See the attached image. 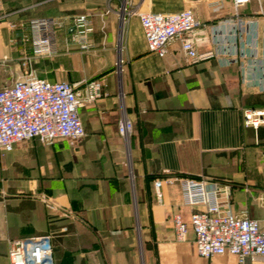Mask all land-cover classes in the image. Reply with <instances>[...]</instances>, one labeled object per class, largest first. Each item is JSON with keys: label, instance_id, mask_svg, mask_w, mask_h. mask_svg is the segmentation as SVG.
<instances>
[{"label": "crops", "instance_id": "1", "mask_svg": "<svg viewBox=\"0 0 264 264\" xmlns=\"http://www.w3.org/2000/svg\"><path fill=\"white\" fill-rule=\"evenodd\" d=\"M131 1L155 13L191 8L209 25L198 32L205 39L200 50L220 49L210 26L234 19L231 0L220 13L204 0ZM122 2L0 0V89L24 73L23 58L32 55L31 44L23 43L33 34L30 22L54 18L64 24L58 54L37 58L35 74L82 90L87 82L103 81L106 94L79 109L86 137L77 147L31 140L0 154V264H10L11 240L43 236L52 238L54 264H240L229 255L198 256L192 231L186 242L175 241L173 215L189 223L194 209L183 206L179 185H164L158 202L153 183L167 173L225 186L223 202L235 214L248 210L264 224L258 200L264 193V125L255 131L244 124L246 110H264L257 87L264 83V68L254 74V84H243L239 66L215 60L189 65L177 43L160 58L148 51L138 17L123 21ZM261 7L264 12V0ZM258 11L253 3L241 15L259 21L262 57L264 15ZM80 14L94 27L88 51L66 46L68 29ZM233 29L222 30L223 50L230 49L224 40ZM236 33L245 42L251 39L247 26ZM124 112L134 124L129 142L118 134Z\"/></svg>", "mask_w": 264, "mask_h": 264}, {"label": "built area", "instance_id": "2", "mask_svg": "<svg viewBox=\"0 0 264 264\" xmlns=\"http://www.w3.org/2000/svg\"><path fill=\"white\" fill-rule=\"evenodd\" d=\"M214 13L225 10L227 0H204ZM234 19H224L211 25L218 48L200 50L205 39L198 32L209 25L200 20L191 8L177 13H155L141 11L131 0H123L119 13L123 21L137 16L150 53L160 58L169 54L173 44H179L180 51L189 65H200L217 61L223 67L239 66L243 84H254V74L264 67V54L259 56V21L246 19L241 10L253 3L259 7L258 14L264 15L261 0H231ZM110 8L107 13L112 12ZM62 21L42 18L30 22L33 34L25 36L23 43H30L32 55L23 58L22 77L11 85L0 89V154L14 151L16 145L26 141L39 140L44 145L58 141L66 142L71 148L77 147L86 137L79 117V109L93 104L106 95L103 81L87 82L85 89L68 81H49L38 77L32 64L39 57H54L58 54L59 30ZM251 29V39L243 41L237 35L240 28ZM234 27L224 40L230 49L223 48V29ZM66 46H76L80 51L92 48L90 36L94 32L92 21L87 14L74 17L68 29ZM240 39V40H239ZM238 41L242 43L238 50ZM240 43V44H241ZM227 44V43H226ZM233 47V48H231ZM119 60L117 65H121ZM264 93V83L257 85ZM246 127L257 131L264 125V110L249 109L244 113ZM134 131L133 121L124 112L118 122V134L129 142ZM153 183L158 202H162L161 188L164 185H179L182 204L194 209L190 222L181 214L172 218L174 239L182 243L188 240L190 231L194 234V245L198 256L210 259L215 256H234L240 264L256 259L264 261V224L249 216L248 210L235 214L229 204L223 202L228 189L212 180L195 179L166 174ZM264 207V193L258 198ZM10 264H54V245L50 236L31 239H16L9 242Z\"/></svg>", "mask_w": 264, "mask_h": 264}, {"label": "trees", "instance_id": "3", "mask_svg": "<svg viewBox=\"0 0 264 264\" xmlns=\"http://www.w3.org/2000/svg\"><path fill=\"white\" fill-rule=\"evenodd\" d=\"M165 177H166V175H165V176H161V175H160V176H158L157 178H155V180H156V179H163V178H165ZM183 177H184V176H183ZM191 178H195V177H191ZM195 179H200V178H195ZM155 180H154V181H155Z\"/></svg>", "mask_w": 264, "mask_h": 264}, {"label": "rangeland", "instance_id": "4", "mask_svg": "<svg viewBox=\"0 0 264 264\" xmlns=\"http://www.w3.org/2000/svg\"><path fill=\"white\" fill-rule=\"evenodd\" d=\"M143 11H144V10H143ZM146 11H147V10H146ZM38 76H41V75L38 74Z\"/></svg>", "mask_w": 264, "mask_h": 264}]
</instances>
